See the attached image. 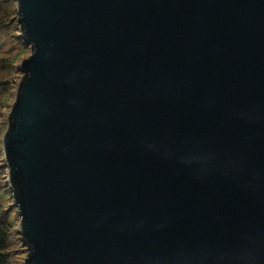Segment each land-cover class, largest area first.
I'll use <instances>...</instances> for the list:
<instances>
[{"label": "water", "instance_id": "obj_1", "mask_svg": "<svg viewBox=\"0 0 264 264\" xmlns=\"http://www.w3.org/2000/svg\"><path fill=\"white\" fill-rule=\"evenodd\" d=\"M15 2L23 264H264V0Z\"/></svg>", "mask_w": 264, "mask_h": 264}, {"label": "rangeland", "instance_id": "obj_2", "mask_svg": "<svg viewBox=\"0 0 264 264\" xmlns=\"http://www.w3.org/2000/svg\"><path fill=\"white\" fill-rule=\"evenodd\" d=\"M19 36L20 27L14 32L13 36H11L9 33L0 34V60H6L7 63L12 64L13 67L17 69V72H14L12 77H7V80L10 83V90L6 103L0 107V168L2 171V187L7 196V198L3 199V206L5 210L12 212L13 232H15L16 234H18L19 231V216L14 206L12 193L8 181L7 167L4 162L2 149V137L6 130L7 115L14 101V95L16 92L17 84L19 83L22 77L20 71L18 70V65L21 60L27 58L30 55V47L20 42V40L18 39ZM14 238H16V236H14ZM15 249L16 258L14 257V260L16 264H23V261L27 256L26 248L21 243L20 245H18V247L16 246Z\"/></svg>", "mask_w": 264, "mask_h": 264}, {"label": "trees", "instance_id": "obj_3", "mask_svg": "<svg viewBox=\"0 0 264 264\" xmlns=\"http://www.w3.org/2000/svg\"><path fill=\"white\" fill-rule=\"evenodd\" d=\"M15 8V0H0V34L9 33L13 36L14 32L19 29L20 25L17 22ZM18 39L24 43L20 36ZM14 72H17V69L12 64L7 63L4 59L0 60V107L6 103L10 90V83L7 77H12ZM4 198H7V196L2 187V171L0 168V264H16L14 260L16 256L15 248L22 241L19 238V234L13 232L12 212L4 209Z\"/></svg>", "mask_w": 264, "mask_h": 264}]
</instances>
